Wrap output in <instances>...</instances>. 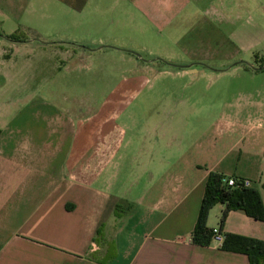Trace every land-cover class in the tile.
<instances>
[{"label":"crops","instance_id":"1","mask_svg":"<svg viewBox=\"0 0 264 264\" xmlns=\"http://www.w3.org/2000/svg\"><path fill=\"white\" fill-rule=\"evenodd\" d=\"M197 12L244 28L246 12L264 19V0H0V42L127 58ZM17 33L24 42L5 37ZM253 106L256 115L226 118L229 129L240 127L228 150H120L112 132L95 150H75L82 132L55 145L23 144L0 130V264H250L192 235L211 173L251 181L264 203V103L243 111ZM107 142L114 150H103ZM225 208L210 211V229L264 241V222L243 211L222 225Z\"/></svg>","mask_w":264,"mask_h":264},{"label":"rangeland","instance_id":"2","mask_svg":"<svg viewBox=\"0 0 264 264\" xmlns=\"http://www.w3.org/2000/svg\"><path fill=\"white\" fill-rule=\"evenodd\" d=\"M253 13L238 28L197 12L157 31L137 57L2 41L0 130L23 144L55 145L82 132L75 150H95L109 132L120 150H228L240 127L229 129L226 118L256 115L244 106L264 103V69L246 66H264V19ZM189 66L204 72L184 74Z\"/></svg>","mask_w":264,"mask_h":264},{"label":"trees","instance_id":"3","mask_svg":"<svg viewBox=\"0 0 264 264\" xmlns=\"http://www.w3.org/2000/svg\"><path fill=\"white\" fill-rule=\"evenodd\" d=\"M5 37L11 41L24 42V37L18 33ZM230 178L218 173L209 175L198 222L192 235V241L196 245L209 246L213 243V229L207 223L210 211L219 204L226 207L222 214V225L231 211H243L249 217L264 222V203L259 191L253 187H245L243 179L237 177H234L236 183L231 186L228 182ZM221 248L245 254L250 264H264V241L227 234Z\"/></svg>","mask_w":264,"mask_h":264},{"label":"built area","instance_id":"4","mask_svg":"<svg viewBox=\"0 0 264 264\" xmlns=\"http://www.w3.org/2000/svg\"><path fill=\"white\" fill-rule=\"evenodd\" d=\"M228 182H229V185H231V186L234 185V184L236 183L234 177H231V178L228 180ZM242 183H243V185H244L245 187H252V182L249 181V180H245V179H243ZM224 241H225V235H224V234H223L218 228L213 229V238H212V242H213L214 244H216L217 247L221 248L222 245H223V243H224Z\"/></svg>","mask_w":264,"mask_h":264},{"label":"flooded vegetation","instance_id":"5","mask_svg":"<svg viewBox=\"0 0 264 264\" xmlns=\"http://www.w3.org/2000/svg\"><path fill=\"white\" fill-rule=\"evenodd\" d=\"M247 67H249V68H251V69H253V70H263V67L262 68H256V67H253V66H251V65H246Z\"/></svg>","mask_w":264,"mask_h":264},{"label":"water","instance_id":"6","mask_svg":"<svg viewBox=\"0 0 264 264\" xmlns=\"http://www.w3.org/2000/svg\"><path fill=\"white\" fill-rule=\"evenodd\" d=\"M133 54L136 55V56H138V55H137L136 53H134V52H133ZM263 69H264V67H263Z\"/></svg>","mask_w":264,"mask_h":264}]
</instances>
